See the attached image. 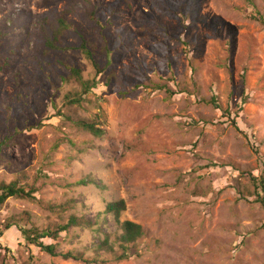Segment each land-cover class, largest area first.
<instances>
[{
    "label": "rangeland",
    "instance_id": "374dc122",
    "mask_svg": "<svg viewBox=\"0 0 264 264\" xmlns=\"http://www.w3.org/2000/svg\"><path fill=\"white\" fill-rule=\"evenodd\" d=\"M91 1L101 24L82 0H0V58L10 63L0 73V184L37 189L35 200L0 205V264H83L30 245L18 228L72 214L97 224L44 243L98 264H264V193L253 183L264 179V0ZM60 19L92 41L102 29L109 47L81 107L67 104L81 88L62 62L85 81L96 71L78 51L48 53ZM65 43L81 38L72 30ZM87 179L95 184H79ZM121 200L120 223L143 229L123 261L120 224L105 213Z\"/></svg>",
    "mask_w": 264,
    "mask_h": 264
},
{
    "label": "trees",
    "instance_id": "16d2710c",
    "mask_svg": "<svg viewBox=\"0 0 264 264\" xmlns=\"http://www.w3.org/2000/svg\"><path fill=\"white\" fill-rule=\"evenodd\" d=\"M85 6V11L88 14L90 20L94 21L95 23L99 24V19L96 17V12L91 11L89 5L93 4L95 6L96 2L91 0H82ZM250 1V0H249ZM262 21L263 19H259ZM101 24V23H100ZM74 31L78 33L79 37L81 38L80 46H68L65 43V37L70 33V31ZM5 39V34L0 30V43ZM46 45L48 47V53L52 51H68L74 50L80 52L85 58L88 60L89 63L93 66L96 71V77L92 81H85L83 78V71L80 68L74 67L73 65L62 62V65L67 69L69 72V76L67 80L74 85H78L81 88L80 92H73L74 95H67L66 100L68 101L67 104L70 107H81L83 102L86 101V96L92 93V90H96L97 85V78L100 76L104 70L101 69L100 65L96 60V56L98 53H108L109 47L106 41V37L103 35L102 29H95L94 34V41L88 38L85 34L82 33L76 26L66 23L63 19L59 21V27L54 32V35L51 39L47 40ZM10 63L7 57L0 58V73H5ZM163 88H167L164 86ZM167 92L171 95H174V92L170 89H167ZM75 112V111H74ZM56 117L60 118L63 123L72 122L73 119L71 116H67L65 113L58 111V114L55 115ZM74 123L78 128L84 130L85 132L91 133L94 136L101 137L103 134V130L98 127V123L95 121H88L87 119H78L75 120ZM8 140L2 141L0 145V158H1V150L2 146L7 144ZM90 183H94L95 181L92 179H87L85 181H80V185H89ZM253 183L255 185V189L258 191L260 190L264 193V179L262 177L253 179ZM37 193V189L35 187H31L28 189L27 185H22L18 181L11 182L9 184L1 183L0 184V205H3L8 199L10 198H17V199H26V200H35V194ZM260 200V199H259ZM70 203V202H68ZM60 205L56 207L58 210L67 211L69 210V205ZM261 203L264 205V195L261 200ZM126 209V203L124 200L116 201V202H109L106 205L105 213L107 216H113L114 221L120 224V228L122 230L121 234V248L123 250L122 255L118 258L119 261L126 260L128 255H126L125 250L127 248L124 245L136 243L143 236V229L142 226L136 224L134 222L125 221L120 223V215L122 211ZM62 223L56 224L53 227L40 230L37 227H32L31 229H27L26 227H19L20 232L23 234L24 239L30 244L34 245L37 248H40L42 251H45L49 255L53 257H61L65 261H73L77 263L83 264H98V261L86 259L83 253L80 252H67V253H59L57 251L56 245H46L44 241L46 239H51L56 241L61 237L63 233H68L72 228H89L95 226L97 223L96 221L88 220L85 217H77L76 215L72 214L67 219L62 218ZM13 226H17L16 224H9L7 229H10ZM1 236V235H0ZM110 241L107 239L104 242L99 243L97 250V256H100L99 252L108 251L111 248Z\"/></svg>",
    "mask_w": 264,
    "mask_h": 264
}]
</instances>
